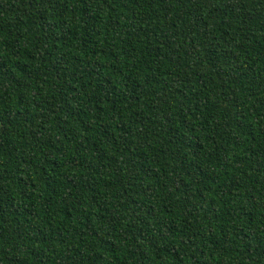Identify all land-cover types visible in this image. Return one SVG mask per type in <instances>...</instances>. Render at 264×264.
<instances>
[{
	"label": "trees",
	"instance_id": "obj_1",
	"mask_svg": "<svg viewBox=\"0 0 264 264\" xmlns=\"http://www.w3.org/2000/svg\"><path fill=\"white\" fill-rule=\"evenodd\" d=\"M0 264H264V0H0Z\"/></svg>",
	"mask_w": 264,
	"mask_h": 264
}]
</instances>
